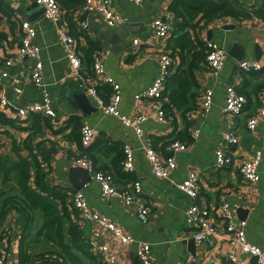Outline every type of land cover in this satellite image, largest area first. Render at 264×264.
Wrapping results in <instances>:
<instances>
[{"label": "crops", "instance_id": "0c3cea01", "mask_svg": "<svg viewBox=\"0 0 264 264\" xmlns=\"http://www.w3.org/2000/svg\"><path fill=\"white\" fill-rule=\"evenodd\" d=\"M1 1L4 12L0 9V34L4 38L0 41V71L7 70L9 74L3 79L0 89V110L7 118V122L0 120V150L16 157L12 148L13 137L25 139L39 123L43 130L35 135L33 144L41 151L39 155L48 178L53 185L59 184L72 190L75 188L69 179V168L77 165L74 157L82 153L80 128L84 123L90 124L96 129L91 143H97L93 150L97 167L114 170L118 182L123 186L136 178L141 180L143 200L150 206V219L146 223L140 220L135 205L126 204L119 198L102 196L101 186L93 178L82 188L92 211L108 216L137 239L150 241L159 264H181L190 257L195 258L193 264H259L252 255L227 240L222 224L219 235L212 236V241L195 240L194 244H189L190 238L194 237L185 210L191 199L178 188L177 182L187 176L189 169L198 170L200 191L197 202L213 208L222 201L230 202L236 207L238 219L247 221L248 238L264 246V117L256 132L252 133L246 127L247 117L256 111L259 96L264 90V67L251 72L238 67V61L243 58L259 59L264 63V21L253 13L264 4V0H241L244 8L251 12L247 18L223 16L195 30L197 39L206 42L211 34L212 40L227 49L226 63L218 73L211 71L206 59H197L191 67L193 57L189 55H186L185 63L181 65L182 57L178 53L174 56L168 44L171 36L166 40L156 36L151 25L156 17L164 18L176 26L177 18L170 9L173 0H142L141 3L113 0V8L122 18L121 23L115 26L107 24L100 12L83 10L81 0L71 6L59 0L62 7L61 24L75 36L77 49L83 56V66L78 73L73 72L65 44L59 35L58 24L45 17L42 5L35 3L36 0ZM68 1L72 4L71 0ZM23 19L31 20L37 27L34 41L41 47L43 78L56 110L55 116L41 113H33L28 117L18 115L19 107L40 100L43 96L42 88L30 78L28 64L32 58L23 56L10 65L6 63L8 58L18 55L25 33ZM83 21L87 24L86 28L81 25ZM227 24L234 26L225 27ZM4 39L7 44L3 42ZM91 43L96 48L88 58ZM235 43L244 48L245 55L241 59L229 53ZM164 47L173 59L171 79L165 85L166 103H170L166 106L168 123L158 120L151 101L135 98V94L150 86L157 76L160 70L158 54ZM96 56L103 61L107 73L112 74L122 86L119 109L129 114L145 113L147 117L142 122L143 129L146 136L153 140L160 156L165 158L172 153L175 155L178 166L168 177L155 174L135 129L124 125L115 115L105 113L97 100L84 89V79L91 74L92 61ZM15 78L19 80L21 92L15 90ZM232 83L246 93L249 100L245 111L236 116L224 112L226 89ZM206 88L214 90V102L208 114H204L201 108ZM78 90H84L83 98L77 99L72 95ZM173 91H176L174 101L170 98ZM70 94L71 98L68 97ZM78 95L81 94L78 92ZM2 97L8 98L9 104H3ZM230 123L240 131L238 145L226 144L223 139V131ZM194 128H199L200 133L188 150L172 152L167 149L178 133L190 134ZM100 140H107L110 144L119 142V147L121 143H130L134 148L135 171L127 172L121 168L120 155H116V151H101ZM223 145L233 150L235 165H215V150ZM49 148L53 150L47 157ZM259 148L263 150L259 166L261 179L251 184L244 180L237 164ZM22 154L28 156L30 151L23 149ZM117 165L123 169V174L119 173ZM14 192L16 190L8 193ZM240 208L245 211H240ZM33 215L30 238L36 235L43 223L41 210H36ZM79 224L88 240L96 237L98 241L107 243L119 263L143 264L137 253V242L123 243L98 221L79 220ZM24 226V217L15 209H7L2 216L0 243L3 244L1 254L6 259L5 264H20ZM54 248L53 242L41 240L31 242L27 251L32 256ZM229 253L236 255L238 262L230 260L227 257Z\"/></svg>", "mask_w": 264, "mask_h": 264}, {"label": "built area", "instance_id": "2783aa9c", "mask_svg": "<svg viewBox=\"0 0 264 264\" xmlns=\"http://www.w3.org/2000/svg\"><path fill=\"white\" fill-rule=\"evenodd\" d=\"M44 7V15L46 18L53 20L58 24V31L62 41L65 44L67 56L70 60L73 72L78 73L83 66V56L77 49L76 38L69 32L66 26L61 24L62 7L59 0H36ZM82 8L86 12H100L105 22L115 26L121 23V15L113 8V0H81ZM136 3H141L142 0H130ZM84 28L87 27L85 21L81 24ZM152 28L156 36L162 40H166L171 36L174 26L173 23L164 20L161 17H156L152 21ZM22 27L25 31L21 38V43L18 49V55L8 58L7 65L12 64L15 60H20L23 56L32 58L28 64V70L31 80L42 88L43 96L40 100H34L26 106L18 108L19 117H28L33 113H41L47 116H55L56 110L51 103V97L47 90L43 78L44 63L41 58V47L34 41L37 35V27L34 22L28 19L22 20ZM7 44V40H3ZM138 39H135V43ZM207 54L206 63L211 71L218 73L224 67L228 51L221 45H218L214 40L206 41ZM167 49V48H166ZM165 47L160 49L158 60L160 70L154 78L152 84L147 88L140 90L135 94V98L140 101L149 100L152 102L157 118L160 122L168 123L169 117L165 107L166 96L164 89L167 78L171 73L173 59L169 54V50ZM238 67L245 72L262 70L264 63L259 59L243 58L238 61ZM7 70L0 71V89L2 88L3 79L8 75ZM15 90L21 92L18 78H15ZM86 85L84 89L88 94L93 96L99 107L108 114H113L118 117L124 125L133 127L141 138L142 147L145 150L148 160L151 162L152 168L157 176L168 177L178 166V161L172 153L163 158L156 149L153 140L146 136L142 122L146 119L145 113L129 114L122 112L119 109V102L122 98L121 84L112 75L107 73L103 61L96 56L92 61L91 74L85 77ZM107 84L111 87V92L108 97L104 96L99 91V85ZM3 104H9V99L2 97ZM214 102V90L206 88L202 98L201 108L204 114H208ZM249 104L246 93L237 88L236 84L232 83L226 89V102L224 112L227 115L236 116L245 111ZM264 117V90L259 96V103L256 106V111L247 117L246 127L254 133L257 131L260 120ZM82 144L88 146L93 141L96 135L94 126L84 123L80 128ZM200 133L199 128H194L191 132L192 141L182 140L178 137L172 138V141L167 146V149L172 152L185 151L190 148L193 141ZM223 139L226 144L238 145L241 140V134L232 123L228 124L223 131ZM124 159L122 160V168L127 172L135 171L134 148L130 143H124ZM217 167H224L236 164L235 154L225 145L219 146L215 150ZM263 159V150L261 148L253 151L249 158L240 160L237 168L242 174L245 181L255 184L260 181L261 173L259 166ZM77 165L86 167L94 180L99 182L101 186V194L104 197H114L122 199L126 204L135 205L137 215L143 222H148L150 219V206L143 200V186L141 180L134 179L127 185H120L117 179V174L114 170H104L97 167L93 158L86 154H78L74 157ZM177 186L191 199L187 206L186 219L191 228L192 236L197 241H212V236L219 235L220 227L224 229L227 240L237 245L248 254L258 257V263L264 264V246L255 243L247 236L245 219H238L235 212V206L228 201H222L216 208L207 205H202L197 202V197L200 191V174L199 171L191 168L187 176L177 182ZM72 201L75 208L80 211V219L82 222L87 220L98 221L107 226L123 243L137 242V253L140 261L143 264H159V261L154 257L151 247V242L146 239H137L131 234H128L124 228L108 216L94 212L89 207L86 196L82 189H77L72 195ZM89 244L92 251L98 255L104 264H121L116 256L110 251V247L105 242H100L96 237L89 239ZM227 257L238 262L236 255L229 253ZM194 257L187 258L181 264H193ZM6 259L0 256V264H5Z\"/></svg>", "mask_w": 264, "mask_h": 264}, {"label": "trees", "instance_id": "16d2710c", "mask_svg": "<svg viewBox=\"0 0 264 264\" xmlns=\"http://www.w3.org/2000/svg\"><path fill=\"white\" fill-rule=\"evenodd\" d=\"M62 1L70 6L78 2V0H71V4L68 0ZM2 2L0 0V9L4 12ZM170 9L179 22L174 27L168 44L175 51L172 50L174 56L178 53L182 57L181 65L185 63L186 55L193 57L190 62L191 67L198 61L197 59H206L207 54L206 42L197 39V35H195L197 28H202L212 20L223 16L244 19L251 15V12L244 8L241 0H173ZM253 13L264 21V4L256 8ZM3 38V34H0V41ZM95 48L96 45L91 43L87 53L88 58ZM170 79L171 75L167 78V85ZM99 91L108 97L111 87L99 85ZM175 94L176 91L171 92L172 101L175 99ZM164 95L166 96L165 89ZM168 101L170 100L168 99ZM166 102L165 107L167 104L170 105L169 102ZM0 120L7 122L4 112L1 110ZM42 130V125L36 123L33 132L25 139L19 140L13 137L12 148L16 157L0 150V220L7 209H15L24 217L25 221L21 234L20 264H104L101 258L91 251L89 240L83 235L80 227V211L74 207L72 201V195L76 189L71 190L59 184L53 185L48 178L39 155L41 151L33 144L35 135ZM175 137L192 140L191 132L190 134L178 133ZM80 143L82 154L89 155L95 161L96 156L93 150L97 143H91L89 146L83 145L82 141ZM118 143L110 144L107 140H100L99 146L103 152L116 151V155H120L118 158L122 162L125 154L123 143L120 144V147ZM23 149H28L30 154L23 155ZM95 163L97 162L95 161ZM121 168L117 165V170L123 174ZM12 190H16V192L9 194L8 192ZM36 210L42 211L43 223L36 235L30 238L34 220L33 213ZM41 240L53 242L55 248L31 256L27 247L31 242Z\"/></svg>", "mask_w": 264, "mask_h": 264}, {"label": "water", "instance_id": "95a60500", "mask_svg": "<svg viewBox=\"0 0 264 264\" xmlns=\"http://www.w3.org/2000/svg\"><path fill=\"white\" fill-rule=\"evenodd\" d=\"M35 3H38V2L35 1ZM42 8L44 10V7L43 6H42ZM178 21L179 20L176 19V21H175V24L176 25L178 24ZM233 26H234V24H227V25H225V27H233ZM210 33H211V30H210ZM208 39H211V34L208 36ZM229 53L232 54L237 59H241L245 55L243 46H241V45H239L237 43H235L233 45V48H231L229 50ZM171 68H173V64H172ZM78 92L81 95H78ZM78 92H76L77 94L75 93V94H72V95L75 98H77V99H80V97L83 98L84 90H78ZM68 97L71 98V94L68 95ZM51 150H53V148H49L48 149V151L46 153L47 157L50 156ZM68 175H69V179L71 180V182L73 184V187L76 190L77 189H82L86 185V183L92 179V176H91V173L89 172V170L86 167H83V166H80V165L71 166L69 168ZM239 210L240 211H245V210H243V208H240ZM194 242H195V239L194 238H190L189 244H194ZM2 245L3 244L0 243V256H2V254H1ZM253 259L258 262V257L256 255L253 256Z\"/></svg>", "mask_w": 264, "mask_h": 264}]
</instances>
